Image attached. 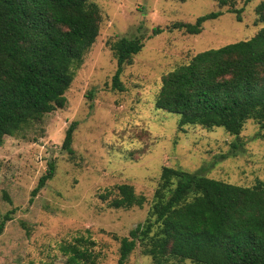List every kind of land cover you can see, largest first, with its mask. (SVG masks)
<instances>
[{
	"label": "rangeland",
	"instance_id": "rangeland-1",
	"mask_svg": "<svg viewBox=\"0 0 264 264\" xmlns=\"http://www.w3.org/2000/svg\"><path fill=\"white\" fill-rule=\"evenodd\" d=\"M101 10L100 32L66 92L64 108L46 114L0 145V264H68L61 248L95 241L97 264H118L120 238L147 217L163 166L235 185L264 181V127L249 119L239 135L223 127L179 125L180 115L155 106L162 76L203 50L254 36L262 0H237L242 21L215 0H91ZM208 19L199 34L168 27ZM156 27L162 32L154 34ZM143 38L144 47L125 64L122 89H112L114 44ZM73 121L74 153L62 149ZM235 144V145H234ZM226 155V156H224ZM56 162L54 176L31 200V191ZM129 183L147 198L142 206L116 209L100 194ZM124 264H153L138 246ZM184 264H195L185 260Z\"/></svg>",
	"mask_w": 264,
	"mask_h": 264
},
{
	"label": "trees",
	"instance_id": "trees-1",
	"mask_svg": "<svg viewBox=\"0 0 264 264\" xmlns=\"http://www.w3.org/2000/svg\"><path fill=\"white\" fill-rule=\"evenodd\" d=\"M215 1L242 21L237 0ZM221 14L212 11L168 28L199 34L205 21ZM256 14V24L263 27L251 38L200 51L164 74L155 106L179 114L180 126L223 127L235 136L249 119L264 127V0ZM101 20L100 7L91 0H0V145L5 136L66 106V92L99 35ZM160 32L159 27L153 31ZM143 47L140 37L123 36L114 44L112 89H122L124 65ZM77 125L70 124L62 144L69 154ZM55 171L56 162L50 161L31 200ZM99 196L116 209L147 202L129 183ZM10 218L8 213L0 221V234ZM78 241L61 248L68 264H97L95 241ZM138 246L153 264H264V181L235 185L201 170L163 166L147 217L120 238L118 264Z\"/></svg>",
	"mask_w": 264,
	"mask_h": 264
}]
</instances>
